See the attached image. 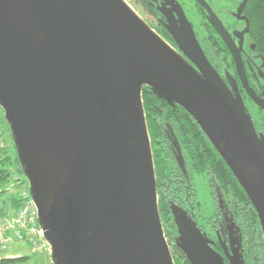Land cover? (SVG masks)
Masks as SVG:
<instances>
[{"label": "water", "instance_id": "obj_1", "mask_svg": "<svg viewBox=\"0 0 264 264\" xmlns=\"http://www.w3.org/2000/svg\"><path fill=\"white\" fill-rule=\"evenodd\" d=\"M196 1L242 89L264 111V93L250 87L240 55L248 20L234 32L237 47ZM173 11L166 30L177 50L124 0H0V110L52 264H174L158 208L145 87L200 127L252 204L264 249V134L236 80L227 71L221 78L179 4ZM261 68L263 60L256 72L264 81ZM173 146L185 173L176 138ZM169 207L171 242L188 263L224 264L187 213ZM225 256L244 264L239 251Z\"/></svg>", "mask_w": 264, "mask_h": 264}, {"label": "flooded vegetation", "instance_id": "obj_2", "mask_svg": "<svg viewBox=\"0 0 264 264\" xmlns=\"http://www.w3.org/2000/svg\"><path fill=\"white\" fill-rule=\"evenodd\" d=\"M126 1L136 8L138 13H140L153 31L160 35L176 50L177 47L166 30V26L169 25V23H167L166 14L170 17V15L174 13L173 9L176 3L179 4L187 22H190L197 43L200 45L210 65L218 71L221 78H224L225 71L228 72L227 65L231 61L233 70L231 68V73H228L236 80L240 89H242L226 44L222 42L219 34L216 32L207 14V10H205L201 2L198 3L196 0ZM202 1L206 4L208 9L213 12L217 21L220 22L222 28L231 36L233 43L238 47L239 43L236 36H234V32H241L245 28V21L241 19H247L244 14L245 5L240 14H236L243 0ZM219 2H226L229 8L217 10L216 8ZM246 36H244L242 52L240 53L242 64L245 67L246 77L249 79L250 87L255 90L258 96H261V93H264V81L260 77H257L256 72L261 67L260 59L258 55L252 53L254 49H251V46L253 45L247 42ZM262 69L263 68H261V71ZM250 81H252V83H250ZM242 90L246 94L245 90ZM163 132L169 143L168 150L171 154V167H176L179 172H175L170 181L172 185L170 191L165 189L160 192L157 189L158 204L162 202L163 205L165 204L166 207H168L169 219L162 223L164 231L169 234L170 238L177 236L174 219L172 218L169 207L170 204L175 205L186 212L189 218L195 223L196 228L200 229L207 240H210V247L222 257L224 264H230L225 256L226 251L229 256L233 251H239L244 264H264L262 260L264 249L261 226H259V221L253 210L252 204H250L249 201L248 204H244L239 197V193L232 190L229 191L228 189L226 190L224 187L222 188L215 175L211 176L206 172L202 181L205 183V186L208 187V194L211 196V206H213V208L208 216L203 215L199 202L197 201V188L193 183V177L196 172L190 169V163L185 159L183 150L179 147L183 161L182 169H184L185 173L180 170L177 161H175V155H177V153L173 146V141L175 140L174 132L171 127H166V125L163 128ZM229 183L232 184L230 180L228 181V184ZM247 214L250 215V217L248 216L247 218ZM184 260L186 264H189L185 257Z\"/></svg>", "mask_w": 264, "mask_h": 264}, {"label": "trees", "instance_id": "obj_3", "mask_svg": "<svg viewBox=\"0 0 264 264\" xmlns=\"http://www.w3.org/2000/svg\"><path fill=\"white\" fill-rule=\"evenodd\" d=\"M244 14L250 22L248 30L249 33L246 36L247 42L254 46V51L252 53L258 55L261 65L262 60L264 61V0H246ZM227 67L228 72L231 73L233 70L231 61ZM262 73L264 75V68L262 69ZM250 83H252V81H250ZM238 89L245 106L249 103H251L249 106H253L254 104H252L251 100L248 99L244 91L240 89V86H238ZM142 93V102L144 105L147 128L150 132L152 130L151 151L153 153L154 170L156 173V185L158 191L161 192L165 189L170 191L172 189L170 181L175 172L179 173L176 167H171V154L168 150L169 143L167 142L163 132V128L166 125V127L168 126L172 128L179 147L183 150L184 157L189 161L190 169L193 172L200 174L208 172V175H215L222 188L224 187L226 190L228 189L229 191L232 190L239 193L245 200L244 204H248V200H246L247 197L245 193H242L243 191L238 182L235 181L230 170L226 168L222 159H220L218 154H216L207 137L203 135L200 127L197 126L193 118H191V116H189L181 108H173L156 98L147 87L142 90ZM247 107L248 106H246V109ZM253 123L255 125L256 132L264 134V115L259 117L258 123L255 122V120H253ZM0 132L2 138L8 134L7 139L13 150V154L9 156L4 153L5 150L3 149H1L2 151L0 152V199H2L5 204L17 206L18 202L16 190L26 184L27 181L23 177L21 168H19L17 156H15L14 146L12 145L11 135L9 134V129L7 127L6 133L1 122ZM157 143L162 144V150H160L161 148L157 149ZM152 147L155 151L152 150ZM229 180L232 184H228ZM158 208L160 218L167 221L169 219V213L167 211L168 207H166L165 204L163 205L161 202V204H158ZM246 216L247 218L248 216L250 217L248 214ZM166 239L169 242L171 253H173V260L175 264H186L183 254L173 246V243L171 242L172 239L167 233ZM13 246L11 248H13ZM33 255L37 254L29 253L27 256L14 255V257L11 258L4 257L0 259V264L25 263V261L29 260V258ZM262 260L264 261L263 254Z\"/></svg>", "mask_w": 264, "mask_h": 264}, {"label": "built area", "instance_id": "obj_4", "mask_svg": "<svg viewBox=\"0 0 264 264\" xmlns=\"http://www.w3.org/2000/svg\"><path fill=\"white\" fill-rule=\"evenodd\" d=\"M0 148H5L1 132ZM16 191L17 206L9 204L2 206L3 203L0 202V251L10 250L13 245L20 243L28 245L30 254H37L41 251L48 252L49 247L43 239L38 224L36 207L29 197L25 184Z\"/></svg>", "mask_w": 264, "mask_h": 264}, {"label": "rangeland", "instance_id": "obj_5", "mask_svg": "<svg viewBox=\"0 0 264 264\" xmlns=\"http://www.w3.org/2000/svg\"><path fill=\"white\" fill-rule=\"evenodd\" d=\"M124 1L127 2L126 0H124ZM218 1H223V0H218ZM127 3L135 11V13H137L140 17H142L140 15V13H138L136 8L131 3H129V2H127ZM227 8H229V7H228V4L226 2L225 3L219 2L217 4V8L216 9L217 10H222V9H227ZM142 19H143V17H142ZM252 104H254V103L252 102ZM249 105H251V103H249L248 105L246 104V106H248L247 110H248V112H250L252 119L255 120V122L258 123L259 117L264 115V111L260 110L255 104L253 106H249ZM3 116H4L3 115V111L0 110V122L2 123L4 129H5L6 133H7V125H6V122L4 121V117ZM148 133H149V139H151L152 130H151V132L148 130ZM151 142H152V139H151ZM156 145H157V149L161 148L160 150H162V144L157 143ZM152 150H154L153 147H152ZM204 175H205V173L204 174H200V173L196 174L195 173L194 177H193V181H194L193 183L196 185V188H197L196 194L198 195L197 196V201L199 202L200 209H201L203 215L208 216V214L211 213V210H212L213 206H211L212 202H211V196H210V194H208L209 193L208 187H206L205 183L202 181V178L204 177ZM25 188L28 189V183L25 184ZM239 197L241 198V201L244 203L245 200L242 198V196L240 195ZM246 200H248V199H246ZM161 221H162V223H164V219H161ZM260 243H262V242H260ZM8 255H12V256H14V255L27 256V255H29L28 245L19 243V244H16L15 246H13V248H11L10 250L0 251V259L4 258L5 256H8ZM5 258H7V257H5ZM21 264H52V263H51V260L49 259V252L41 251V252L37 253V255L31 256L29 258V260L25 261V263H21ZM174 264H175V262H174Z\"/></svg>", "mask_w": 264, "mask_h": 264}, {"label": "crops", "instance_id": "obj_6", "mask_svg": "<svg viewBox=\"0 0 264 264\" xmlns=\"http://www.w3.org/2000/svg\"><path fill=\"white\" fill-rule=\"evenodd\" d=\"M4 145H5V148H3V150H5V154L7 155V156H9V155H12V153H13V150H12V148H11V146L9 145V141H8V139H7V135L6 136H4ZM2 150H1V148H0V152H1ZM1 201V204H2V206H5L6 204H5V202H3V200L2 199H0ZM5 257H7V258H9V257H14V256H12V255H8V256H5Z\"/></svg>", "mask_w": 264, "mask_h": 264}]
</instances>
